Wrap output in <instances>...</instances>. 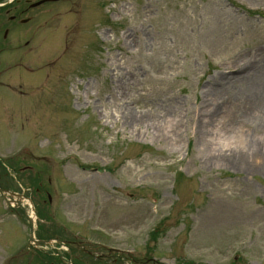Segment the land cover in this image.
<instances>
[{
	"label": "rangeland",
	"instance_id": "obj_1",
	"mask_svg": "<svg viewBox=\"0 0 264 264\" xmlns=\"http://www.w3.org/2000/svg\"><path fill=\"white\" fill-rule=\"evenodd\" d=\"M263 150L264 0H3L0 185L128 252L0 195V264H264Z\"/></svg>",
	"mask_w": 264,
	"mask_h": 264
},
{
	"label": "water",
	"instance_id": "obj_2",
	"mask_svg": "<svg viewBox=\"0 0 264 264\" xmlns=\"http://www.w3.org/2000/svg\"><path fill=\"white\" fill-rule=\"evenodd\" d=\"M0 192L3 194V196L5 197V199H7V196L5 194V189H3L2 187H0ZM12 193V192H10ZM13 194V193H12ZM29 220H30V224H31V230H32V227H33V219L31 217H29ZM32 237V236H31Z\"/></svg>",
	"mask_w": 264,
	"mask_h": 264
},
{
	"label": "bare ground",
	"instance_id": "obj_3",
	"mask_svg": "<svg viewBox=\"0 0 264 264\" xmlns=\"http://www.w3.org/2000/svg\"><path fill=\"white\" fill-rule=\"evenodd\" d=\"M131 120L137 122V121H140L141 118H140V117H137V116H132V117H131ZM250 144H251V142H250ZM263 151H264V150H263ZM220 155H221V154H220ZM263 162H264V161H263Z\"/></svg>",
	"mask_w": 264,
	"mask_h": 264
}]
</instances>
